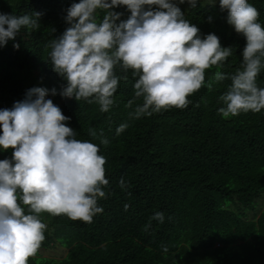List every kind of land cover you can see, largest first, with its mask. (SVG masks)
<instances>
[{"label":"trees","instance_id":"16d2710c","mask_svg":"<svg viewBox=\"0 0 264 264\" xmlns=\"http://www.w3.org/2000/svg\"><path fill=\"white\" fill-rule=\"evenodd\" d=\"M79 2L0 0V13H41L38 30L22 28L0 47V110L11 109L31 88H55L57 94L46 99L70 117L66 124L77 139L99 146L109 181L106 197L98 200L103 212L91 223L40 214L47 225L45 239L28 264H264V109L225 118L218 112L224 106L218 99L231 80L206 86L216 71L230 76L241 68L246 41L227 24V12L220 11L218 0L187 5L185 19L199 28L201 37L215 34L233 54L222 68L205 70V86L188 97L187 108L134 119L130 113L143 101L126 107L134 96L131 70L119 82L108 112L97 103L60 95L66 81L52 70L48 44L69 26L67 9ZM248 3L264 27V0ZM112 10L123 14L121 20L130 15L125 6ZM96 15L101 21L105 10ZM114 71L124 74L119 66ZM256 82L264 88V68ZM121 124L127 127L117 134ZM90 129L109 143L100 144ZM12 152H1L0 160L11 159ZM121 178L127 185L123 189ZM21 206L28 214L27 206ZM158 211L164 213L163 223L151 219ZM55 247L61 248L57 257L44 254Z\"/></svg>","mask_w":264,"mask_h":264},{"label":"clouds","instance_id":"9594fccd","mask_svg":"<svg viewBox=\"0 0 264 264\" xmlns=\"http://www.w3.org/2000/svg\"><path fill=\"white\" fill-rule=\"evenodd\" d=\"M185 3L195 8L198 0H80L71 4L65 17L69 26L48 44L52 70L66 81L60 95L97 103L100 111L108 112L119 82L127 80L131 70L134 96L126 107L143 101L130 113L132 118L187 108L188 97L205 86V70L222 68L233 52L231 46L222 47L213 33L201 37L199 28L185 19L179 7ZM218 4L221 12H227V24L246 43L241 68L230 76L216 71L206 86L211 89L214 83L231 80L218 99L224 105L218 112L225 118L260 112L264 88L256 80L264 68V27L257 22L259 12L248 0H218ZM118 6L130 12L126 20L112 10ZM98 9L105 10L99 22ZM40 16V12L0 13V47L15 39L22 28L38 30ZM207 21L211 23V15ZM13 47L18 49L19 44ZM117 66L122 76L115 74ZM49 94L55 96L57 90L34 87L11 109L0 110V149H13L11 159L0 160V264H28L36 255L47 228L41 213L91 223L103 212L98 200L106 197L103 189L109 184L106 158L97 144L76 138L77 133L66 124L70 117L46 99ZM126 127L121 124L116 133ZM89 131L94 139L100 138ZM108 143L100 138V144ZM119 183L122 189L127 186L123 178ZM164 218L158 211L151 219L163 223Z\"/></svg>","mask_w":264,"mask_h":264},{"label":"rangeland","instance_id":"374dc122","mask_svg":"<svg viewBox=\"0 0 264 264\" xmlns=\"http://www.w3.org/2000/svg\"><path fill=\"white\" fill-rule=\"evenodd\" d=\"M199 1H202V0H199ZM201 3H207V2H201ZM188 4H181L179 5V7L181 8V10L183 11L186 7H187ZM147 7V6H146ZM156 6H153V8H155ZM6 153V150H3V149H0V157L3 156L4 154L2 153ZM5 158V157H4ZM60 251H61V248L60 247H55V248H51V250H45L44 251V254L45 255H55L56 257L58 255H60Z\"/></svg>","mask_w":264,"mask_h":264}]
</instances>
